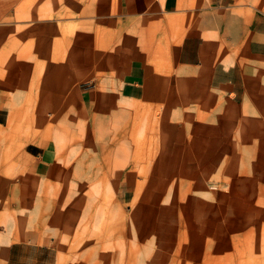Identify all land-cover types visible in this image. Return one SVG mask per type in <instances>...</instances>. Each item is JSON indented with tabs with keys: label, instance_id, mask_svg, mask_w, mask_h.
I'll use <instances>...</instances> for the list:
<instances>
[{
	"label": "rangeland",
	"instance_id": "rangeland-1",
	"mask_svg": "<svg viewBox=\"0 0 264 264\" xmlns=\"http://www.w3.org/2000/svg\"><path fill=\"white\" fill-rule=\"evenodd\" d=\"M100 1L25 0L0 24V242H19L6 264H264V110L255 96L238 109L197 72L159 76L134 31L121 48L104 29ZM98 77L106 116L66 115L63 171L25 178L13 155L50 134L37 92L86 95Z\"/></svg>",
	"mask_w": 264,
	"mask_h": 264
},
{
	"label": "crops",
	"instance_id": "crops-1",
	"mask_svg": "<svg viewBox=\"0 0 264 264\" xmlns=\"http://www.w3.org/2000/svg\"><path fill=\"white\" fill-rule=\"evenodd\" d=\"M23 1L0 0V24L18 13L16 10ZM97 4L95 11L104 29L108 23L113 25L112 29L123 38L121 48L128 46L127 31H134L131 38L134 45L159 76L187 78L192 71L197 72L201 82L205 80L211 90H229L238 109L249 103L250 96H255L256 114L259 116L264 110V86L259 80L264 78V0H101ZM77 91L73 90L71 97L58 88L41 87L37 92L35 116L40 119L41 128L46 127L50 134L26 140L13 155L12 162L23 165L25 178L35 180L47 173L63 171L54 160L63 141L66 115L81 117L92 113L94 120H100L109 111L104 106L103 115L95 114L99 110L96 100L112 94L109 78L98 77L84 90V98ZM2 94L0 133H5L9 113L5 106L7 98ZM16 185L8 183L3 190L28 187V183ZM15 243L19 242L7 238L0 242L4 264L11 260ZM41 248L35 250L41 252Z\"/></svg>",
	"mask_w": 264,
	"mask_h": 264
}]
</instances>
